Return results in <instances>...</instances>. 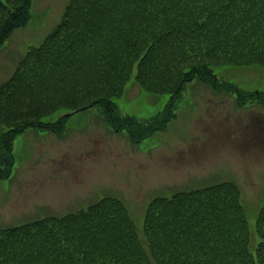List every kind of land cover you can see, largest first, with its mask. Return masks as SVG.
Wrapping results in <instances>:
<instances>
[{"label":"trees","instance_id":"obj_1","mask_svg":"<svg viewBox=\"0 0 264 264\" xmlns=\"http://www.w3.org/2000/svg\"><path fill=\"white\" fill-rule=\"evenodd\" d=\"M32 2L0 0V48L27 25ZM212 64L264 67V0H67L59 22L0 84V181L12 173L17 134L36 127L63 133L66 115L43 120L59 109L96 106L138 142L167 127L186 83L196 78L235 94L238 105L264 108V91L221 79ZM133 73L142 91L170 95L145 120L120 114L111 98ZM192 191L201 205L154 198L144 213L143 240L115 197L0 228V264H264V202L252 253L239 188L220 182ZM181 215L186 221L175 223Z\"/></svg>","mask_w":264,"mask_h":264},{"label":"rangeland","instance_id":"obj_2","mask_svg":"<svg viewBox=\"0 0 264 264\" xmlns=\"http://www.w3.org/2000/svg\"><path fill=\"white\" fill-rule=\"evenodd\" d=\"M66 2L33 0L27 25L14 30L0 48V84L14 74L26 51L59 22ZM211 68L243 90L264 91L261 65L212 64ZM111 96L120 114L139 120L162 110L170 99L167 93L142 91L134 73L124 89ZM63 114L62 134L36 127L13 138L12 173L0 181V228L63 215L100 198L115 197L128 209L143 240L144 213L154 198L178 196L187 207L201 205L202 199L188 193L229 182L240 190L250 227L249 250L255 252L259 242L255 220L264 202V108L260 104L238 105L235 94L215 92L196 78L186 83L176 116L167 127L138 142L125 130H115L96 106L78 112L59 109L43 120L52 122ZM185 221L181 215L175 223ZM174 229L180 233L184 228Z\"/></svg>","mask_w":264,"mask_h":264}]
</instances>
